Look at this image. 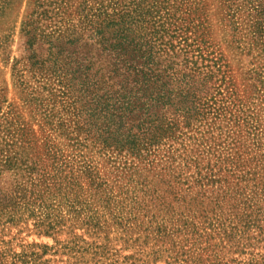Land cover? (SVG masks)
<instances>
[{
	"label": "rangeland",
	"instance_id": "obj_1",
	"mask_svg": "<svg viewBox=\"0 0 264 264\" xmlns=\"http://www.w3.org/2000/svg\"><path fill=\"white\" fill-rule=\"evenodd\" d=\"M128 1L0 0V264H264L262 0H146L203 79L147 156L100 150L67 89Z\"/></svg>",
	"mask_w": 264,
	"mask_h": 264
},
{
	"label": "trees",
	"instance_id": "obj_2",
	"mask_svg": "<svg viewBox=\"0 0 264 264\" xmlns=\"http://www.w3.org/2000/svg\"><path fill=\"white\" fill-rule=\"evenodd\" d=\"M122 10L118 19L108 21L113 29L107 25L103 33L97 28L104 68L75 61L67 83L71 115L100 150L147 156L173 121L197 115L203 79L187 67L188 59L177 61L155 48L171 25L146 0H130ZM252 10L247 48L264 52V0ZM62 68L53 72L63 77Z\"/></svg>",
	"mask_w": 264,
	"mask_h": 264
}]
</instances>
